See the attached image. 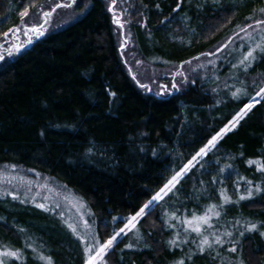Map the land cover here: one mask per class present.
<instances>
[{
	"label": "trees",
	"instance_id": "trees-1",
	"mask_svg": "<svg viewBox=\"0 0 264 264\" xmlns=\"http://www.w3.org/2000/svg\"><path fill=\"white\" fill-rule=\"evenodd\" d=\"M21 1L18 12L30 0ZM77 1L82 13L76 19L33 39L0 65V165L22 167L64 185L88 206L90 222L103 242L123 225L113 217L134 214L248 101L249 89L238 100L222 91L214 100L213 84L203 78L212 67L196 77L188 69L194 57L202 61L203 53L217 52L219 41L229 35L233 50L246 42L242 48L246 52L250 44L244 33L237 36V26L251 23L249 16L260 18L264 0H117L114 11L123 29L113 23L111 0ZM15 3L0 0V20ZM16 22L14 17L13 22L0 24V39L3 32L17 27ZM117 30L129 33L130 54L153 57L157 66L183 72L185 83L159 95L140 88L126 69ZM242 70L239 67L230 79L234 87L242 82ZM249 72L264 76V53ZM202 160L177 188L186 208L195 213L199 208L192 200L197 201V195L203 198L226 189L239 196L257 184L264 189V173L248 163L264 162V100ZM226 165L231 167L221 173ZM203 201H198L200 206ZM7 204L0 200L1 246L14 241L25 247L31 237L40 245L36 251L50 256L53 264L84 263L79 241L51 214L21 202ZM226 210L231 217L257 225L236 244V264H264L258 231L264 228V190L226 205ZM149 212L137 226L143 248L124 251L128 245L124 238L107 253L106 264L229 261L208 250L191 251L196 254L189 259L186 249L169 247L170 232L160 205Z\"/></svg>",
	"mask_w": 264,
	"mask_h": 264
},
{
	"label": "rangeland",
	"instance_id": "rangeland-1",
	"mask_svg": "<svg viewBox=\"0 0 264 264\" xmlns=\"http://www.w3.org/2000/svg\"><path fill=\"white\" fill-rule=\"evenodd\" d=\"M56 1H59V3L66 2V0H32V1L30 0L29 3L25 2L24 7L22 10H20V12H22L24 8L27 7L29 10V15L24 17V23L22 24L21 18L19 15L20 12L17 11L22 1L20 2V0H15L16 2L15 5L12 7L10 6L9 11H8L9 12L8 16L0 20V24L4 25L9 22L11 23L13 22L14 17H15L17 19L16 23H18L17 27H20L21 31L19 33L13 32L12 34L9 35V37H7V39H5L2 35L0 39V45H3V47H0V53H2L5 56V59L0 60V65H2L3 61H6L10 59V57H12V56L7 55L8 50H12L13 54L16 53L13 48L14 44L21 45V50H22L24 48L26 36L30 37L32 41L33 39H36L42 36V35H37L34 32H29L27 35H25L24 30L26 28L34 24H41L43 25V31L45 35L46 33L56 31L58 29L65 27L66 25L71 23L74 19H76L82 13L81 11H77V8L79 6V2L77 1V3L73 5L72 8L57 9L56 12L53 13V15L48 19V22L44 23L45 18L43 17V12L49 11L51 7H54L55 3H57ZM33 4H35L36 7H32ZM49 5H50V8H48ZM80 6L82 7L83 4H81ZM12 12L13 14L18 12V14L16 13L15 15H13L11 14ZM117 34H118V37L120 36L118 44L126 60V69L128 71V74L130 75L132 80L137 83V85L140 88H142L141 85H147L148 87L147 89L145 88L146 89L145 91L150 92L152 94H157V93L164 94L165 92H169V91L171 92L174 89L171 87L173 83H175L176 86L178 87H181L182 84L185 83L186 78L183 79V77L185 76L183 72H182L183 76L176 75V72L174 71L172 67L157 66L154 63L153 57L145 59L142 56H138L137 58L135 56V52L133 54L132 53L130 54L129 51H131V48L129 46V39H128L130 36L129 33H127V31L120 32L117 30ZM178 34L180 35V33ZM18 36H21L20 37L21 41H16L17 39L15 38H17ZM230 38L231 37L229 35L225 37L223 40H220L219 41L220 44H217V47H218L217 52L216 50L212 51L211 53H209V55L206 56V59H203L202 61L201 59H198V60L196 59L195 63L192 64L193 66L188 69V73H191L190 75L196 77L206 67L211 66L212 68L210 72L206 74L203 78H205L204 79L205 83L213 84L211 91L213 92V95L215 96L214 100L217 101L216 95L220 93L221 91L224 94L226 95L228 94L231 96V92L234 91L235 88L246 86L247 90L249 89V91H251L248 97V101H249L250 97L255 96V93L256 91H258L259 86L264 85V78H263L264 76L262 77L260 75H257L255 73L253 74L250 72L247 73L244 70H242L240 71V76H242V81L245 82V85H242L240 83V86L226 87V85H232L229 83L230 79L232 80L234 78L235 72L237 73L238 71V68H233L232 64H236L239 62V59L241 58L243 53H245V52H242V48L246 44V42H244L242 45L236 48V51H234L233 49L235 47L233 48V46H231L232 42H229ZM258 39L259 38H257V40ZM226 43H229V44H227V47H224ZM247 44H251V41H247ZM224 52H225V56H223ZM260 54H263V53L259 51L255 53L256 57H258ZM220 59H221V62L223 63L221 64L218 63L216 65V63ZM137 61H139L140 63H137ZM201 65H203V67H201ZM252 66L253 64L248 69L251 70ZM223 70H224V73L222 72ZM248 74L249 76H247ZM133 77H135V79H133ZM162 86H166V87H162ZM257 99H260V98L257 97ZM203 158H198L199 162L196 163L195 166L192 167L185 174V176L193 168H196L198 165H200L203 161L202 160ZM191 159L192 158H190L189 160ZM188 161H186L179 169L175 170L172 173V175L176 171H179L185 164L188 163ZM0 173L3 174L2 176H0V200H7L8 204L11 203V201L21 202L24 205L28 204L33 207H36V204L38 203H43L46 206H48L50 209H52L47 212L53 216V219H57L60 225L65 226L66 229L72 235L73 233L67 227V224L65 223V221H68L69 223H76L78 226L77 230L81 234H84L85 232V229L82 226V222L80 221L81 213L83 214L84 219L87 220L90 224H92V222H90V218H91L90 211H89L88 206L85 204V202L79 197H77L75 194H73L64 185L57 182L56 180L49 178L45 175H41L39 173H35L31 170H25L22 167L13 166V165H0ZM171 176L169 177V179L171 178ZM195 177L198 178L196 175ZM21 178H23V180H21ZM8 180H11V183H9ZM28 181H30L31 183L30 184L27 183ZM178 186L179 184H177L173 192L169 193L168 196H166L163 200L159 201L158 203L153 204L152 208L156 205H160L161 207L162 219L165 222L166 228L170 232L168 241L172 239H178V240L188 239L189 241L188 243L180 244L178 248L186 249V253L189 254L191 251H196V244H193L191 242L192 239H197L198 241L199 238L196 237L195 233L186 234L184 232L185 226L182 224L181 218L190 217L191 213H193L194 211H191L186 208L185 201L179 197L180 195L178 194V191H177ZM247 189L245 188L244 189L245 191L243 192L246 193ZM9 192L13 193L17 198L13 199L11 195L7 194ZM219 192H220V189L218 190L217 194L214 193V195L212 196L205 195L203 197L205 199L204 201L201 195H197L196 196L197 201L195 199L192 200L193 206L194 207L196 206L197 208H199V212L197 214L203 213L205 209L207 208V206L212 203L213 199H215L214 204H217V205L221 204L222 201L220 200ZM227 194L231 197L233 201H238V195H236V193L233 196L230 195L228 192ZM65 196L68 197L67 200L64 199ZM149 200H147L145 203H147ZM198 201L200 202L203 201L204 204L200 206V203ZM57 203L60 205L59 207H55ZM184 203H185V208L183 207ZM81 204L83 205L82 208L79 207ZM232 207L233 206L230 205L227 209H231ZM38 209H41V208H38ZM218 210L221 211V216L219 217V219L213 217L212 224L214 225V227L210 231H216L218 229L219 231L217 234H223V232L227 230V231H231L233 235L231 237L224 236L223 239L227 242L223 245V247L216 246V250L219 252V255L224 261H226V259L229 260L228 262H225L226 264L239 263V258H238L239 256L237 254L234 253L236 257H231L227 254V252L229 248L233 246L236 247V244L239 243L240 238L242 237L240 235V232H243L244 234L248 232L247 227L250 225V222H248L246 219L241 220L239 219V217H235V216L231 217L229 212H226L227 211L226 205L222 209H218ZM177 211L179 212L177 213L178 214L177 219H172L171 214L175 213V216H176ZM166 212L168 213V215H165ZM61 213H63V216H61ZM169 225H174V227H169ZM137 226H138V223L135 229H133L132 231H129L127 235L122 234L118 238L117 242L123 240L124 238H127L125 239L127 244L131 243L134 246L131 248L123 247L124 251H127L128 249H133L137 245H140L139 248H143V238L141 237L140 232H138ZM92 227L94 228L93 225ZM121 227H123V225ZM258 231H260L259 236H261V239L264 243V235H261V233L264 232V228L261 229L259 227ZM177 233H179L178 238L176 235ZM74 237L76 238V236ZM76 240L78 239L76 238ZM28 242L32 244L34 248L40 246L38 241H36L35 239L31 237L28 240ZM79 243L82 247V252L84 256L83 258L85 259V253L83 251L84 244H82L80 241ZM21 244H22V241H21ZM168 246L172 247L169 245V243H168ZM4 248L13 249V250L20 249L22 251L21 258L18 260H12L10 258L5 257L4 259L6 261V264H44V261H41L40 259H38V255L41 253L37 251L33 252L32 248H29L26 245L25 247H18L14 241H11L9 245L7 246L0 245V250Z\"/></svg>",
	"mask_w": 264,
	"mask_h": 264
},
{
	"label": "snow or ice",
	"instance_id": "snow-or-ice-1",
	"mask_svg": "<svg viewBox=\"0 0 264 264\" xmlns=\"http://www.w3.org/2000/svg\"><path fill=\"white\" fill-rule=\"evenodd\" d=\"M77 3V0H66L64 3H55L54 7H51L49 11L43 12L44 23L48 22V19L53 15V13L56 12L59 8H72L73 5ZM117 0H111V5L109 7V11L113 13V23L118 25L120 29H123L124 24L121 22L120 17H118L114 11V8L116 6ZM32 7H36L35 4L32 5ZM159 7V5H157ZM176 9H174L175 11ZM261 13L260 18H254L253 16H249L246 19L249 21H252L251 23H248L245 26L238 25L237 28L239 31L237 32V36H239L240 33H244V38L246 41H253L252 44L249 45L248 50L243 53L241 58L239 59V62L236 64H232L233 68H239L243 66V70L247 72L248 68L251 67L253 62L256 60L255 53L257 51L264 53V8H260L258 10ZM20 18L21 23H24V17L29 15V10L27 7L24 8L22 12H20ZM251 29V31H249ZM21 31L20 27L16 28H10L8 31H5L2 33L3 37L7 39L10 34L13 32L19 33ZM25 35H27L29 32H34L37 35H43V25L41 24H34L25 30ZM259 37L257 40L256 37ZM29 43H31V38H29ZM0 47H3V45H0ZM227 47V45H225ZM13 48L16 53H19L21 51V45H13ZM214 54V53H213ZM8 56L13 55L12 50H8L7 52ZM203 55H209V53H203ZM5 56L0 53V60H4ZM194 59H199V57H194ZM137 63H140L137 61ZM185 64H190L191 61H185ZM203 67V65H201ZM176 75L183 76V73L181 71H177ZM135 79V77H133ZM255 83V82H254ZM242 85H245V82H241ZM142 87L147 89V85H141ZM166 87V86H162ZM172 88H176V84L173 83L171 85ZM226 87H234V85H226ZM150 90V89H148ZM215 91V90H214ZM158 95L160 93H157ZM114 95V93H113ZM247 95V87L242 86L240 88H235L234 91L231 92V96L233 99H240L242 96ZM259 97L260 99H257ZM261 100H264V85L259 86L258 91H256L255 96L250 97L249 101L243 105V107L236 112L232 118L222 127L218 132H216L215 135L211 136V138L207 141V143L199 149L198 152L192 157L191 160L188 161L187 164H185L179 171H176L170 179L167 180V182L163 185V187L160 188L158 192H156L151 199L145 203L142 207H140L138 210L135 211L133 215H130L127 218L121 219L119 217H113V221H120L123 224V227H120L118 230L113 229V234L107 239L101 242L98 235L96 234V231L92 227V224H90L87 220L84 219L83 214L80 215V221L82 222V226L85 229L84 234H81L77 230V224L76 223H69L68 221H65L67 224V227L71 230L74 236L82 243L84 244V253H85V259L84 264H106L105 256L107 253L114 248L115 243L118 241V238L123 234L127 235L129 231H132L136 228L137 223L141 218H143L146 215H150L151 213L148 211L152 208V205L155 203H158L159 201L163 200L166 196H168L169 193L173 192V190L176 188L177 184L180 183L182 178L185 176V174L195 166L196 163L199 162L198 158H203L208 154L209 151H211L213 148L216 147L219 140H221L228 132L232 131L236 126L239 124V122L244 119L245 116L252 110V108L255 107L256 104L260 103ZM249 165H256V170L264 173V162L257 161V160H249ZM231 166L226 165L225 167L220 169L221 173H224L227 169H229ZM3 174L0 173V176ZM23 180V178H21ZM9 183H11V180H8ZM215 182V178H214ZM27 183H31L28 181ZM249 185L252 184V181H247ZM262 190L261 186L257 184L255 188L249 187L246 190V194L239 195L238 201H233L231 197L227 194L226 189H220L219 196L220 200L222 201L221 204H210L207 206L205 211L201 214H197L195 212L191 213L190 217H184L181 218L182 224L184 227V232L186 234L195 233L197 239H192V243L196 244V251L200 254H203L206 250L210 252H216V255H219V252L216 250V246L223 247V245L227 242L223 239L224 236L231 237L233 233L231 231H224L223 234H217L218 229L216 231H210L213 229L214 225L212 224L213 217L219 219L221 216V211L218 209H222L225 205L230 203H237L239 201H243L246 199H251L254 195V193H260ZM8 195H11L13 199H16L17 197L9 192ZM47 199V198H46ZM65 200L68 199L67 196L64 197ZM23 202V201H22ZM60 205L57 203L55 207H59ZM36 207L43 209L44 211H50L48 206H46L43 203L36 204ZM79 207H83L81 204ZM79 211V209H78ZM165 215H168L166 212ZM61 216H63V213H61ZM172 219H177L175 216V213L171 214ZM238 223V222H237ZM169 227H174V225H169ZM257 229L256 224H250L247 227V231H254ZM23 231V229H21ZM177 238L179 237V233L176 234ZM240 235L243 236L244 233L240 232ZM261 235H264V232L261 233ZM188 239L178 240V239H172L169 240L168 243L172 247H179L180 244H186L188 243ZM29 248H32L33 252H36V249L32 246V244L26 245ZM126 247L131 248L133 245L130 243L126 245ZM229 252L235 253L237 251L236 247L233 246L228 249ZM196 253L190 252L188 255V258L191 259L192 255ZM22 251L20 249H8L4 248L0 250V264H6L5 257L10 258L12 260H18L21 258ZM38 259L41 261H44L45 264H53V260L50 256H45L42 254L38 255ZM175 264H184V260H178L175 262ZM240 264H243L241 261Z\"/></svg>",
	"mask_w": 264,
	"mask_h": 264
},
{
	"label": "flooded vegetation",
	"instance_id": "flooded-vegetation-1",
	"mask_svg": "<svg viewBox=\"0 0 264 264\" xmlns=\"http://www.w3.org/2000/svg\"><path fill=\"white\" fill-rule=\"evenodd\" d=\"M21 36H18L17 38H15V39H17L16 41H21V38H20ZM29 38L30 37H28V36H26V40H25V43H24V47H27V45H29L30 43L28 42L29 41ZM31 43H32V40H31Z\"/></svg>",
	"mask_w": 264,
	"mask_h": 264
}]
</instances>
